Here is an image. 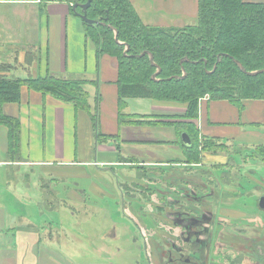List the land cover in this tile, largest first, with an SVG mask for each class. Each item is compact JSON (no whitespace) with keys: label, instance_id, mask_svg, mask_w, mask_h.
Wrapping results in <instances>:
<instances>
[{"label":"crops","instance_id":"crops-1","mask_svg":"<svg viewBox=\"0 0 264 264\" xmlns=\"http://www.w3.org/2000/svg\"><path fill=\"white\" fill-rule=\"evenodd\" d=\"M130 1L142 21L153 27L162 23L168 29H179L195 23L198 17V0ZM156 2L161 7L155 11ZM244 2L264 4V0ZM48 73L87 81L92 113L27 87L21 90L20 102L4 105V114L19 119L21 130L18 156L13 158L8 128L0 125V264H111V257L122 255L124 249L116 252L105 242L84 243L76 248L72 241H62L59 232L63 231V215L70 207L73 219L76 211L61 202L60 192H48L44 182L48 178L89 176L84 168L91 163L95 167L124 165L118 159L127 157L126 150L135 155V161L149 165L138 157L152 154V158H159L160 152H168L157 150L164 146L183 149L176 143L175 126H121L119 117L126 114L127 120L145 117L185 121L171 117L184 115L187 105L127 98L120 107L118 61L109 55L98 60L96 45L69 4L57 0H0V75L27 79ZM97 109L96 128L92 116ZM199 109V118L194 122L201 136L227 146H264V100H245L240 112L228 101L204 99ZM99 134L119 138L114 142L102 140ZM141 148H147L146 153ZM167 155V161L174 159V154ZM91 190L96 197L106 194L98 185L91 186ZM68 198L83 201L75 192H70ZM130 228L128 224L123 226L127 234ZM80 231L90 240L89 224ZM125 236L119 238L130 241Z\"/></svg>","mask_w":264,"mask_h":264},{"label":"rangeland","instance_id":"rangeland-1","mask_svg":"<svg viewBox=\"0 0 264 264\" xmlns=\"http://www.w3.org/2000/svg\"><path fill=\"white\" fill-rule=\"evenodd\" d=\"M158 7V2L153 4L155 11ZM158 27L168 29L162 23ZM176 143L181 146L180 135L176 136ZM168 147L157 149L168 151L166 155L160 152L159 158H152V154L138 157L149 165L135 161V155L126 150L127 157L118 159L124 165L95 167L91 163L84 168L89 176L48 178L44 182L46 190L60 192L61 202L76 211L73 219L70 207L63 215V231L59 232L62 241H72L76 248L84 243L105 242L116 252L124 249L122 255L111 257V264H199L198 260L184 262L177 256L191 252L189 241L197 243L204 239L208 244L213 232V248L204 264H264V208L260 206L264 181H258L264 179V163L257 157L261 156L257 149L234 144L212 153L203 151L201 146V162L186 166L189 163L184 150ZM146 150L142 149L143 153ZM170 153L174 159L167 161ZM220 164L229 167L216 169ZM97 185L106 194H92L91 186ZM70 192L77 193L83 201L70 200ZM200 213L206 215L208 221L203 222L209 227L202 235L194 222L201 217ZM213 216L214 222L209 220ZM56 223L60 221L57 219ZM88 224L90 240L80 231ZM124 224L131 227L128 234ZM123 235L130 241H122L119 237ZM235 244L244 247L235 250ZM252 244L253 254L248 252ZM199 254L197 251L195 257Z\"/></svg>","mask_w":264,"mask_h":264},{"label":"trees","instance_id":"trees-1","mask_svg":"<svg viewBox=\"0 0 264 264\" xmlns=\"http://www.w3.org/2000/svg\"><path fill=\"white\" fill-rule=\"evenodd\" d=\"M57 1L69 4L77 16L84 13L82 6L88 2ZM74 5L78 6L76 11ZM85 13L90 20L100 22L92 25L82 20L87 37L96 45L98 60L109 55L118 61L120 107L127 98L187 105L184 115L171 117L185 121H156L145 117L127 120L129 115L121 114L120 125L175 126L177 135L188 131L193 145L181 146L190 165L201 162V146L203 151L212 153L227 148L225 143L201 136L197 125L189 122L199 118L203 98L228 101L240 112L244 110L245 100H264V73L248 75L236 63L240 62L250 73L264 70L263 3L198 0L196 22L179 29L146 25L130 0H92ZM143 53L146 54L141 56ZM220 55L223 56L219 61ZM159 68L161 72L154 79ZM86 84L85 80L60 78L49 73L27 79L0 75V125L8 128L11 156H18L21 125L19 119L4 114V105L20 102L21 90L27 87L91 114ZM92 118L97 128L98 109ZM98 136L113 142L119 138V135ZM256 149L263 158L258 154L257 157L264 162V146Z\"/></svg>","mask_w":264,"mask_h":264},{"label":"flooded vegetation","instance_id":"flooded-vegetation-1","mask_svg":"<svg viewBox=\"0 0 264 264\" xmlns=\"http://www.w3.org/2000/svg\"><path fill=\"white\" fill-rule=\"evenodd\" d=\"M187 147H191V146H187ZM264 163V162H263ZM168 165L170 164V163H167ZM172 165H174L175 163H171ZM179 165V164H178ZM228 166L229 167V165L228 164H224V165H222V164H220V165H218V166H216V169H220V168H223L224 166ZM186 166H190V164H186ZM247 176H249V175H247ZM250 177V176H249ZM248 177V178H249ZM259 182L260 181H264V179H260V180H258ZM262 186L264 187V184H262ZM235 187V186H234ZM260 189V188H259ZM261 201L262 202H264V192H263V194H262V196H261ZM261 201H260V206L261 207H263L264 206V204L263 203H261ZM195 213H197V212H195ZM200 218L198 217V219L196 218V219H194V222H197L198 223V229H199V231L201 232V235L203 234L202 232H204V231H206V229H208L209 227H207L206 226V222L208 221V219L206 220V215H201V213H200ZM189 219H190V217H189ZM189 219H187V220H185V221H188V223L189 222H191ZM209 220H213V222L216 220V217L215 216H213L212 218H210ZM203 221H206V222H203ZM181 223H183V224H186V223H184V222H181ZM187 225V224H186ZM187 226H189V225H187ZM210 226V225H209ZM211 229V228H210ZM213 238H214V233L213 232H211L210 233V235H209V243L208 244H206V243H204L203 242V240L204 239H202L201 241H199V242H195V243H189L188 242V246H190L191 247V252L190 251H188V254L187 255H184V257H180V255H178L177 256V258H182V260L184 261V262H186V261H192L193 262V260L195 259V260H198L199 261V264H204V262H207L208 261V258H209V256H210V253H211V251H212V248H213ZM208 242V241H207ZM264 244V243H263ZM234 247L235 248H237V249H235V250H238L239 248L241 249L242 247H244V246H242V245H240V246H238L237 244H235L234 245ZM254 247H255V245L254 244H252V245H250L249 246V248H251V251H248V252H251V254H253V249H254ZM197 251H199V257L197 258V257H195V254L197 253ZM235 255V254H234ZM238 255H240V254H238ZM243 256V255H242ZM244 257V256H243ZM254 260V259H253ZM254 261H256L257 262V260H254ZM263 262V261H262Z\"/></svg>","mask_w":264,"mask_h":264},{"label":"water","instance_id":"water-1","mask_svg":"<svg viewBox=\"0 0 264 264\" xmlns=\"http://www.w3.org/2000/svg\"><path fill=\"white\" fill-rule=\"evenodd\" d=\"M91 2L92 0H88L87 4L83 5L82 6V9L84 11L83 14H79V16L81 17L82 20H84L85 22L89 23V24H100V22L98 21H94V20H90L88 17H87V14L85 13V11L90 7L91 5ZM77 5H74V10L76 11L77 10ZM117 34V33H116ZM117 42H119V40L117 39ZM146 53H143L141 56H144ZM223 55H220L219 56V61L221 59ZM151 61L154 63V60H153V56L151 55ZM236 63L239 65V67L242 69V71L248 75H257V74H260V73H264V70H261V71H257V72H247L246 69L242 66V64L238 61H236ZM161 72V69L159 68L158 72L153 76L154 79L157 78L158 74ZM185 76V75H184ZM180 139H181V144L185 147L187 146H192L193 145V142H192V139H191V136L186 133V132H181L180 134ZM261 203L264 204V202L261 201ZM264 208V206L262 207ZM264 210V209H263Z\"/></svg>","mask_w":264,"mask_h":264},{"label":"built area","instance_id":"built-area-1","mask_svg":"<svg viewBox=\"0 0 264 264\" xmlns=\"http://www.w3.org/2000/svg\"><path fill=\"white\" fill-rule=\"evenodd\" d=\"M204 99H209V97H205V98H203V99L201 100V102H202Z\"/></svg>","mask_w":264,"mask_h":264}]
</instances>
